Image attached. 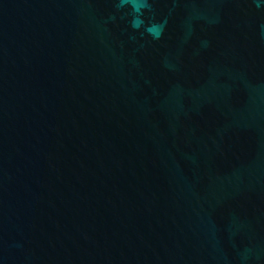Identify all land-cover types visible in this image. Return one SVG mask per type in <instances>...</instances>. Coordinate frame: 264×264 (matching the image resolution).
<instances>
[{
  "label": "water",
  "instance_id": "1",
  "mask_svg": "<svg viewBox=\"0 0 264 264\" xmlns=\"http://www.w3.org/2000/svg\"><path fill=\"white\" fill-rule=\"evenodd\" d=\"M136 2L0 0V264H264V0Z\"/></svg>",
  "mask_w": 264,
  "mask_h": 264
},
{
  "label": "clouds",
  "instance_id": "2",
  "mask_svg": "<svg viewBox=\"0 0 264 264\" xmlns=\"http://www.w3.org/2000/svg\"><path fill=\"white\" fill-rule=\"evenodd\" d=\"M144 6H145V5L139 4V3L136 2V0H134V8H135V10H136L137 12H139L140 9H141L142 7H144ZM140 23H142V21H140L139 23H138L137 21H134V26L138 27ZM148 31H149L150 33H154V34H157V35L159 34L158 31H157L156 26H154V25H153L152 27H150V28L148 29Z\"/></svg>",
  "mask_w": 264,
  "mask_h": 264
}]
</instances>
